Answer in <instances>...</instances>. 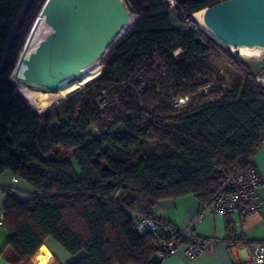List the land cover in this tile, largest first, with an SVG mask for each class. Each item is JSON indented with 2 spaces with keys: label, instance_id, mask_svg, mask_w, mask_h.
I'll list each match as a JSON object with an SVG mask.
<instances>
[{
  "label": "trees",
  "instance_id": "obj_1",
  "mask_svg": "<svg viewBox=\"0 0 264 264\" xmlns=\"http://www.w3.org/2000/svg\"><path fill=\"white\" fill-rule=\"evenodd\" d=\"M175 1L176 13L169 0H127L137 17L106 49L109 73L146 71L148 80L136 81L103 113L87 101L69 121L58 122L32 109L11 78L46 0H0V174L11 170L37 190L25 201L10 196L4 206L11 237L3 254L12 264L32 258L49 240L75 258L68 264H161L159 240L139 233L137 223L154 217L163 199L193 193L210 203L224 166L253 164L264 136V90L256 81L264 67L253 69L251 58L234 57L197 28L194 13L225 0ZM173 16L190 26H176ZM217 53L244 78L226 95L210 90L205 96L211 100L181 114L167 105L165 99L172 104L210 81L201 70ZM104 78L110 80L106 68L83 86ZM142 88L143 104L166 124H142L134 92ZM122 122L126 129L115 130ZM54 264L63 263L56 258Z\"/></svg>",
  "mask_w": 264,
  "mask_h": 264
},
{
  "label": "water",
  "instance_id": "obj_2",
  "mask_svg": "<svg viewBox=\"0 0 264 264\" xmlns=\"http://www.w3.org/2000/svg\"><path fill=\"white\" fill-rule=\"evenodd\" d=\"M54 28V41L40 42L27 60H19L16 78L54 86L103 55L129 22L123 0H46L42 9ZM206 26L228 46L264 47V0H225L204 9ZM27 68L20 78L22 63Z\"/></svg>",
  "mask_w": 264,
  "mask_h": 264
},
{
  "label": "crops",
  "instance_id": "obj_3",
  "mask_svg": "<svg viewBox=\"0 0 264 264\" xmlns=\"http://www.w3.org/2000/svg\"><path fill=\"white\" fill-rule=\"evenodd\" d=\"M264 181V145L259 148L252 159ZM37 190L27 181L16 176L11 170L0 174V221H4V206L10 196L21 201L30 199ZM262 208L258 213L245 218L243 222L238 215L225 216L214 212L210 206L203 208L201 199L193 193L176 198L160 200L152 210V215L168 223L170 231L188 229L182 235V246L175 255L167 257L161 264H246L251 248L264 244V182L259 188ZM208 204V203H207ZM227 221L234 224L233 239L228 232ZM241 221V223H240ZM205 238L206 249L189 257L185 254V246L192 238ZM11 237V231L0 224V264H12L3 254ZM217 240V241H214ZM57 262L68 264L73 259L62 246L53 240L44 244L39 252L22 264H39L45 260L47 264Z\"/></svg>",
  "mask_w": 264,
  "mask_h": 264
},
{
  "label": "rangeland",
  "instance_id": "obj_4",
  "mask_svg": "<svg viewBox=\"0 0 264 264\" xmlns=\"http://www.w3.org/2000/svg\"><path fill=\"white\" fill-rule=\"evenodd\" d=\"M123 1L129 8L130 14L134 16V19H136L137 16L135 12L132 10L127 0H123ZM41 9L34 17L32 23L30 24L29 31L25 36L20 54L16 61L17 64H15V67L11 73V78L17 85L18 92L28 101L31 108L37 111L39 114H43L46 111H48L49 116H51L55 121L56 120L58 122L69 121L70 118L73 116L72 113H75V111H77L80 108V106L85 102L92 101L93 103H96L98 107H105L107 104H109V106H116L120 102L122 95L126 94L130 88L131 89L134 88L133 85H135L136 81L148 80L147 78L148 75H146L147 74L146 71L137 73L135 77L134 76L126 77L125 73L119 69H115L114 71H111L109 73L108 71L109 67L107 66V64H109V59L106 56L108 49L105 51V53L100 57V59L97 62H95L92 66H90L87 69V71H89L90 73V72H94L97 69H100L102 72V70L106 68V75L110 80L105 82L103 81L105 80L104 78L90 84L86 88L84 87L85 86L84 85L70 92L63 98L60 97L58 91L41 90L29 85L28 82L16 78L15 71L18 70L21 52L24 53V50L25 52H27V50L32 45L33 46L35 45L36 43L35 41H37L39 38H43V37L50 38L52 35L50 28L49 29L47 28L48 27L47 24L40 20L42 14ZM173 21L174 24L179 27L186 28L190 26L188 20H185L184 22L179 24L174 17ZM131 26L132 25L128 27L130 28ZM197 28H200L199 25L197 26ZM224 48H226V50H228L231 54H233L234 57L243 58L231 52L230 46ZM179 54L180 52H175V55H179ZM252 59L264 60V55L261 56L260 58L247 59L249 64L256 63L253 62ZM263 67H264L263 65L259 64L256 67V70H262ZM26 68L27 66L25 65L24 69L22 68L20 70L18 75L20 78H23V72ZM163 69L166 71L165 67H163ZM205 70L209 72V74L211 75V78L209 79L210 81H208L199 89H197L195 92H192L187 96L188 101L186 106H184L183 108H179L176 106L175 101L180 97L175 98L172 104L171 101L165 99L166 104L173 106V108L177 109L181 114L186 110V108L188 109L189 107L193 108L199 104L211 100V99H207L205 96L210 90L214 89L217 90L220 94L226 95L229 93V90L233 86V84L241 81L244 78V74L221 53L211 55L205 60L203 69L201 71L204 72ZM195 80L197 81L202 80V75L199 73L195 77ZM204 80H206V78ZM143 90L144 88L137 89V91L134 90L133 91L136 92L137 95L138 94L142 95ZM52 103L54 104L52 105ZM114 129L125 130L126 129L125 123L122 122L116 124Z\"/></svg>",
  "mask_w": 264,
  "mask_h": 264
},
{
  "label": "built area",
  "instance_id": "obj_5",
  "mask_svg": "<svg viewBox=\"0 0 264 264\" xmlns=\"http://www.w3.org/2000/svg\"><path fill=\"white\" fill-rule=\"evenodd\" d=\"M172 10L175 11L176 1L169 0ZM256 65L264 62V60L252 59ZM256 81L262 83L264 90V71L256 75ZM141 101V109L143 121L142 124L160 126L167 122L161 116H156L153 109L146 107L142 102V95L138 94ZM188 97H180L175 103L179 108L186 106ZM107 104L106 106H108ZM114 107V106H112ZM99 111L103 113V107ZM138 113L130 112L129 116L135 117ZM107 120L110 118L106 117ZM96 130V128H95ZM261 145H264V136L261 139ZM263 178L258 168L252 164L248 167L224 166L223 177L219 187L215 191L210 203L204 204L203 208L210 206L216 212L225 216L238 215L243 222L248 216L258 213L262 208V198L259 188L263 184ZM240 221V223H241ZM3 222L0 221V224ZM237 222L232 224L227 221L229 235L235 239L236 235L232 232ZM137 230L141 234L150 233L159 240V249L156 255L163 262L167 257L175 255L182 246V235L189 233L188 229H180L170 231L166 221L155 217H145L137 223ZM217 241V240H214ZM206 239L194 236L192 240L185 246L184 252L189 257H195L206 249ZM246 264H264V244L254 246L249 252Z\"/></svg>",
  "mask_w": 264,
  "mask_h": 264
},
{
  "label": "bare ground",
  "instance_id": "obj_6",
  "mask_svg": "<svg viewBox=\"0 0 264 264\" xmlns=\"http://www.w3.org/2000/svg\"><path fill=\"white\" fill-rule=\"evenodd\" d=\"M41 13H42V11H41ZM203 14H204V9L201 10V11L195 12L194 15H193L194 18L196 19V21L198 22L199 27L201 29L205 30L213 39L218 41L224 47H229L220 38H218L213 31H211L206 26V24L204 22ZM40 20L47 24V26H48L47 28L48 29L50 28V30L52 32V35H51L50 38H44V37L43 38H39L36 41L35 45L31 49H28L27 52H25V50H24V53L21 52L22 59H23V56H25L24 60H27L32 53L36 52L37 48L40 45V42H42L44 40H47V41H49V43H53V41H54V28L46 21L45 15L43 13L41 14ZM134 20H135L134 16L131 15V18H130L129 22L120 30V32H119L118 36L115 38L114 42L120 36H122L127 31V29H129L128 26L132 25L134 23ZM230 47H231V52H233V53H235L238 56L243 57V58H260L261 56L264 55V47H262V46H255V47H248V46H237V47H235V46H230ZM100 57L97 60H95L94 62H92L91 64L87 65L86 67H84L82 69V78L80 80H77V79L73 78L72 76H70L67 79L61 81L60 83H58L57 85H54V86H45V85L37 84V83H34V82H28V84L33 86V87H35V88L41 89V90L58 91L59 94H60V97L63 98L67 94H69L70 92L76 90L77 88L83 86L88 81H90V80H92V79H94V78H96L97 76L100 75V73H101L100 69H97L94 72H90V73H89V71H87V69L90 66H92L95 62H97L100 59ZM25 65L26 64L23 62L22 66H21V69L22 68L24 69ZM14 75H15V73H14ZM53 104L54 103H52V105ZM39 264H47V262L45 260H42Z\"/></svg>",
  "mask_w": 264,
  "mask_h": 264
}]
</instances>
